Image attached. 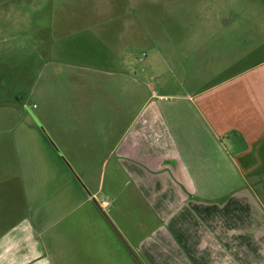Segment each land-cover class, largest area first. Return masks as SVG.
Masks as SVG:
<instances>
[{"label": "crops", "instance_id": "1", "mask_svg": "<svg viewBox=\"0 0 264 264\" xmlns=\"http://www.w3.org/2000/svg\"><path fill=\"white\" fill-rule=\"evenodd\" d=\"M112 1L107 0L108 8ZM115 1L114 16L105 9L99 16L104 22L83 25L80 56L87 62L75 59L79 64L111 66L112 73L130 76L137 46H144L168 70L227 77L187 94L169 95L173 101L157 104L154 110L149 96L134 118L127 108L118 119L110 111L104 113L88 133L95 132V148L105 146L100 159L92 148L90 154L75 152L72 158L60 150L70 127L65 119L76 118L75 108L68 116L63 106L62 117L52 120L55 108L47 102L28 122L19 119L15 130L1 132L0 211L4 213L6 205L15 212L6 238H0V264H264V200L246 185L247 173L258 182L255 172L264 164L258 160L264 152L261 23L252 28L246 20L231 19L229 27L228 20L203 18L196 12L199 4L185 1H180L181 12L172 15L170 8L178 7L177 1ZM63 28V35L79 30ZM94 43L100 60L86 57ZM178 83L181 86L182 80ZM118 120L122 137L116 142ZM237 137L243 139L234 162L237 174L233 166L227 168L239 176L236 182L234 176L228 180L222 175V159L216 154L223 138L234 144ZM115 150L129 160L134 177L147 180L138 186L158 197L163 208V221L147 237L113 234L103 216L112 204L102 196L109 205L101 208L96 198L102 192L113 196L111 183L106 187V166ZM93 157L102 162L96 173L89 163ZM225 184L227 191L220 192ZM17 190H22L18 198ZM4 192L14 198L7 199ZM79 204L87 205L83 227L71 216ZM59 226L65 231L56 232ZM4 247L12 253L11 260L5 258Z\"/></svg>", "mask_w": 264, "mask_h": 264}, {"label": "rangeland", "instance_id": "2", "mask_svg": "<svg viewBox=\"0 0 264 264\" xmlns=\"http://www.w3.org/2000/svg\"><path fill=\"white\" fill-rule=\"evenodd\" d=\"M167 1H177L178 7L170 8L171 15L181 12L183 7L179 8L180 1H185L191 5L199 4L200 7L196 9V12L203 18L219 17L221 21L228 20L229 27L231 23H234L231 19L246 20L252 28L253 25L260 22L262 34H264V0ZM115 6L116 1L114 2V0L109 8L107 0H0V133L9 134V131L15 130L19 119L28 122L35 113L40 112L39 109L42 111V107L47 102L52 103L55 108L52 120L64 114L63 106L69 111L68 116L75 108L76 118L67 117L65 119L70 120L65 123L70 127L66 128V135L63 138L66 144L60 145L63 143H59L60 150L67 158H72L70 154H75V152L90 154V151L87 150L92 148L91 152L100 159L105 146L97 147L98 151L95 153L96 140L92 138L95 132L92 131L90 136L88 133L93 128V122L98 117L102 118L104 113L110 111L118 119L119 112L127 108L134 118L137 111L142 108L143 101L149 96H151L149 108L154 110L153 108L157 104L171 103L173 99H170L169 95L187 94L195 91V88L201 84L220 81L227 77V73L168 70L166 64L155 60L153 51H147L144 46H137L136 64L134 68H130V76L127 73H112L111 70L114 67L111 66H98L91 63L79 64L75 59L87 62L80 56V42L86 36L83 33V25L94 21L98 26L104 22V19H100L99 16L105 15L103 13L105 9L108 10V15L114 16ZM85 15L89 18H86ZM111 21L113 22V19ZM62 26L79 30L63 35L62 29L66 28ZM50 27H53L54 31H51ZM204 27L209 28V25H204ZM95 47L98 51L97 44L94 43L91 55L86 57L100 60L101 58L95 54ZM146 53L149 55L148 58ZM199 74L201 77L210 75V79L202 81L198 77ZM181 80L182 85L180 86L178 82ZM154 94H165L167 98L162 99ZM89 116L95 119L91 120ZM128 117L129 115H127ZM84 120L90 122L84 123ZM120 125L118 120L116 142L122 137L119 130ZM97 130L103 131L102 129ZM18 132L24 133V131L14 133ZM126 141L131 143L130 138ZM242 143L243 139L238 137L235 138L234 144L223 138V142H219L222 148L217 154L214 153L216 156H221V173L228 180L233 176L236 182L239 180V176L236 175L235 166L237 164L234 162L242 149ZM142 152L145 153V150L142 149ZM259 157V162L264 163V152ZM97 158L93 157V160L89 162L95 173L100 170L102 163ZM230 166H233L236 174L227 169ZM106 168V187L108 189L109 183H111L113 196L108 197L105 195L106 193L102 192L96 198L100 201L102 196H106L112 204V208L104 210L103 216L108 219L113 234L147 237L157 230L162 220L163 208L160 206L158 197L138 186L141 185L140 182L147 180L134 177L133 167L129 160L122 158L117 151L114 159L109 157ZM43 169L46 168L43 167ZM259 169L262 172L258 177L263 178L264 164ZM246 177V185L251 189V193L264 200V182L256 183L257 176L248 173ZM227 189L226 184L220 186V192L227 191ZM17 191L18 198L22 194V190ZM143 192L146 195H143ZM3 196H6L7 199L14 198L7 192H4ZM91 198L94 199L93 196ZM93 203H95V199ZM3 207L5 212L0 211L1 239L6 238L5 231L10 228L9 224L15 212L10 206L7 210L6 205ZM73 208L75 211L71 216L78 219V224L81 222L83 227L85 225L83 218L86 213L82 214V212L86 210L87 205L79 204ZM43 209L47 211L49 207L45 205ZM70 210L72 207L67 209V211ZM74 214L77 216L74 217ZM56 215H58L57 212ZM62 227L59 226L56 232H64ZM165 228H167L166 225ZM3 252L7 260L12 259V253L7 254L5 247Z\"/></svg>", "mask_w": 264, "mask_h": 264}, {"label": "flooded vegetation", "instance_id": "3", "mask_svg": "<svg viewBox=\"0 0 264 264\" xmlns=\"http://www.w3.org/2000/svg\"><path fill=\"white\" fill-rule=\"evenodd\" d=\"M260 172H262V171H261V170H256L255 173L258 174V176H259ZM252 175H253V174H252ZM260 178H261V180H260ZM260 178L258 177V182L261 184V181L264 182V181H263V180H264V177H263V178L260 177ZM99 206H100L101 208H103L100 204H99Z\"/></svg>", "mask_w": 264, "mask_h": 264}, {"label": "built area", "instance_id": "4", "mask_svg": "<svg viewBox=\"0 0 264 264\" xmlns=\"http://www.w3.org/2000/svg\"><path fill=\"white\" fill-rule=\"evenodd\" d=\"M98 203L104 208L105 206H107L108 202H106L105 200L101 199L100 201L98 200Z\"/></svg>", "mask_w": 264, "mask_h": 264}]
</instances>
